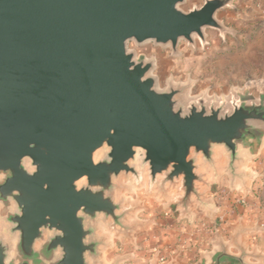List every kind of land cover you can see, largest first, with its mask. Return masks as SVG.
Returning a JSON list of instances; mask_svg holds the SVG:
<instances>
[{
	"label": "water",
	"instance_id": "water-1",
	"mask_svg": "<svg viewBox=\"0 0 264 264\" xmlns=\"http://www.w3.org/2000/svg\"><path fill=\"white\" fill-rule=\"evenodd\" d=\"M185 1L0 0V264H102L100 225L133 231L136 208L118 193L143 170L188 221L217 209L222 179L228 192L244 184L240 167L264 139L263 83L185 101V87L159 90L154 63L127 48L175 53L226 31L216 14L235 0L183 12ZM260 230L231 226L195 264H262L245 245Z\"/></svg>",
	"mask_w": 264,
	"mask_h": 264
},
{
	"label": "rangeland",
	"instance_id": "rangeland-1",
	"mask_svg": "<svg viewBox=\"0 0 264 264\" xmlns=\"http://www.w3.org/2000/svg\"><path fill=\"white\" fill-rule=\"evenodd\" d=\"M202 3L203 0H186L179 8L188 12ZM216 19L225 27L224 33L205 29L203 43L197 38L193 45L181 40L175 53L169 46L152 42L142 46L129 42L127 48L136 58L154 63L151 74L159 90L170 85L185 87V101L200 96L220 98L249 82L264 85V0H235L219 10ZM240 171L246 174L244 184L237 183L228 192L222 179L213 195L217 209L206 215L196 207L191 221L180 217L178 211L169 210L174 190L168 196H160L148 187L144 170L139 185L122 178L125 189L118 193V199L136 208L126 220L134 228L123 236L100 225L101 235L108 238L102 264H164L184 252L193 257L187 264H195L201 242L208 236L215 238L218 234L226 241L227 224L261 226L264 230V139L254 154H247ZM212 227L217 229L214 235L207 233ZM250 239L251 245L264 249V235Z\"/></svg>",
	"mask_w": 264,
	"mask_h": 264
},
{
	"label": "crops",
	"instance_id": "crops-1",
	"mask_svg": "<svg viewBox=\"0 0 264 264\" xmlns=\"http://www.w3.org/2000/svg\"><path fill=\"white\" fill-rule=\"evenodd\" d=\"M205 222L206 221L204 220V224H205ZM226 226L228 228V233L230 234L231 232H229V231H230V227L231 226L229 224H227ZM254 227H256V226H254ZM259 227L262 228L261 226H259ZM216 232H217V229H214V227H212L210 230L207 231V233H210L212 235L216 234ZM254 234L257 235V236H262V235H264V230H260V231H257L256 233H250V234L246 235L245 236V245L248 246L249 249H252L253 247H255L256 250H257V252H259L261 254H264V249H262V248H260L258 246H254V245H251L250 244V240H251L250 238L252 236H255ZM214 239L215 238L208 236V238H206V240H204V241L201 242L203 244V246L200 249L199 255L195 259H198L199 260L201 253H206V252H209V251H212L213 250V246H212L211 243H212V241ZM227 239H226V241H227ZM231 252L236 253V251L234 249H231ZM191 258H193V257H191V254L188 255L186 252H184L182 254V256L179 255V256H177V258L175 257V262L177 261L179 264H182L184 262L185 264H187L191 260ZM198 260H195V261L197 262ZM262 264H264V261L262 262Z\"/></svg>",
	"mask_w": 264,
	"mask_h": 264
}]
</instances>
